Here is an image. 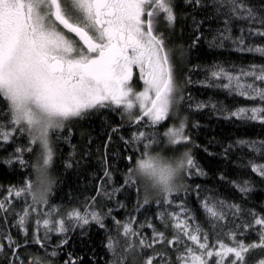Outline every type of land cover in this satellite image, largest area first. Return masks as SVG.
Segmentation results:
<instances>
[{
	"label": "snow or ice",
	"instance_id": "1",
	"mask_svg": "<svg viewBox=\"0 0 264 264\" xmlns=\"http://www.w3.org/2000/svg\"><path fill=\"white\" fill-rule=\"evenodd\" d=\"M185 2L191 3L192 0ZM202 3L203 0H195L197 5ZM214 3L217 11L222 7L227 9L226 14L230 20H244L264 28V10L253 8L245 0H214ZM161 16L169 28L174 25L177 19L174 0H0V98L7 105L6 112H0V115L10 113V124L17 126L20 134L26 133L31 145L39 144L42 149L36 163L32 165L35 181H26L25 187L15 190L16 197L26 194L31 198L32 204L29 207L32 212L41 210L37 205L49 203L48 196L52 186L49 168L53 164L54 155L50 134L63 130L66 122L111 108L121 109V114L127 115L132 124L139 125L146 117L147 127L155 129V126L174 114L173 108L183 97L177 98L179 89L171 50L167 47L164 35L156 31ZM249 34L264 36V31L249 29ZM229 38L222 36V39ZM239 43L244 44L243 36L239 38ZM239 50L264 56V47ZM136 72L144 85L143 90L138 92L134 90L132 83ZM242 77H251L252 82L243 80ZM211 78L226 80V83L218 86L236 95L264 102V87L256 83L259 81L264 84V65L251 66L250 70H242L239 75L230 74L221 68L212 71ZM196 107L202 109L205 104L201 103ZM136 109H139V116L135 115ZM229 116L241 121H258L264 124V105L241 107ZM41 125L42 130L34 134V126ZM3 127L4 124L0 123V128ZM163 135L171 146H178L190 139L185 134L184 121H181L179 127L168 128ZM12 137V132L0 131L3 141L7 142ZM61 138L59 135L56 137L57 140ZM131 140L143 143V153L134 167H129L126 185L137 183L134 178L138 177L137 165L141 168L151 166L157 159L167 161L163 164L162 171L169 174L175 170L188 174L192 168L197 169L195 175L205 174L197 167L188 151L175 160V170L171 166L172 160L165 159L159 153L152 154L150 149L153 145L161 143L155 130L133 132ZM238 143L247 145L264 156V142L259 146L255 141L241 140ZM24 150L28 153L34 151L32 147ZM21 151V147H16V153ZM16 159L21 166H27L24 158L17 156ZM252 172L264 178V164L252 163ZM105 176H110V173L105 171ZM34 184L40 191L39 201L33 191ZM248 184L249 181H244L239 190L244 193L250 191ZM178 190L164 192L163 204H171L170 197ZM104 194L109 198L113 195L107 191ZM149 202L145 198L144 204ZM202 207L211 230H205L200 224L193 225L190 222L193 218L188 214L184 203L180 204L181 213L171 214L175 221L172 227L177 234L168 244H179L181 236L192 242L191 246L185 245L183 252L177 249L178 264H210L212 258H215V264H251V250H264V215L245 212L239 205L224 201L212 203L211 198H206ZM4 210L5 204L0 201V211ZM55 213L56 209L53 207L44 213L42 221L37 220L38 227H42L44 233L42 237L33 238L36 245L46 247L50 233L65 234L70 227L84 228L91 222L99 224L101 228L105 227V217L95 210L85 209L83 213L72 210L67 213L66 219H54ZM181 214L184 218H181ZM29 215L26 207L18 221L22 231ZM246 215L252 217L251 223L246 219L241 224L235 223V218ZM224 221L232 225L227 232L224 231L227 226L222 223ZM116 224L118 229L122 228L124 252L150 249L165 239L164 233L154 232L151 242L140 237L137 245L133 238L138 233L132 224L119 221ZM242 229L255 231L259 242L245 244L238 238L244 235ZM213 235L215 243L210 242ZM221 235L227 236L231 243L221 240ZM8 240L12 255L19 259L16 248L20 245L11 237ZM25 243L28 241L25 240ZM61 243L66 244L67 239ZM119 246V239L109 238L107 247L110 251L115 253ZM2 251L4 249L0 246V252ZM52 255H56V252ZM156 255L163 256L164 253ZM65 264L77 262L70 258ZM111 264H124V258L117 253ZM144 264H154V256L146 258ZM260 264H264V261Z\"/></svg>",
	"mask_w": 264,
	"mask_h": 264
},
{
	"label": "trees",
	"instance_id": "2",
	"mask_svg": "<svg viewBox=\"0 0 264 264\" xmlns=\"http://www.w3.org/2000/svg\"><path fill=\"white\" fill-rule=\"evenodd\" d=\"M245 2L257 10H264V0ZM174 13L177 17L174 25L169 28L161 24L163 29L160 33L171 50L178 99L183 97L170 116L179 119H167L153 129L147 127L144 119L139 125L132 124L127 115L121 114V109H101L84 118L72 119L63 130L51 137L54 155L49 176L52 186L49 203L43 205L41 213L54 207V219H66L67 213L72 210L81 213L85 209L95 210L105 217L104 228L95 222L84 228L70 227L65 234L50 235L46 247H41L34 243L31 222H27L30 234L24 236L18 221L31 202L26 194L16 197L15 190L25 187L26 181H33L32 165L37 160L33 157L38 152H25L27 166H21L13 155L9 156L15 153L16 144L10 142L1 146L4 142L0 138V201L5 204V210L0 211V246L4 249L0 252V264H65L70 258L77 264H111L117 253L124 258V264H144L146 258L153 256L154 264H178L177 249L183 252L185 245H192L183 236L179 244H168L177 234L172 227L175 221L171 214L181 213V203L186 204L188 214L193 218L190 222L202 225L205 230H211L202 207L206 198H211L212 203L224 201L239 205L245 212L264 215V178L252 172V163L264 164V156L238 143L241 140L255 141L259 146L264 142V124L229 116L238 108L262 106L264 102L236 95L218 86L226 80L211 78V72L221 68L239 75L242 70H250L251 66L264 65V56L239 50L264 47V36L249 34V29L264 31V28L244 20H230L227 9L222 7L217 11L214 0H203L199 5L195 4V0L191 3L174 0ZM222 36L230 38L222 39ZM241 36L244 38L243 45L239 43ZM242 79L252 82L251 77ZM256 83L264 87L261 82ZM201 103L205 107L197 109L196 106ZM6 110V102L0 98V112ZM226 116L229 118L226 119ZM8 120V113L0 115V123H7ZM181 121L185 122V134L190 137L189 141L178 146L168 145L164 132L170 122L178 126ZM153 130L158 133L161 143L156 145L152 154L159 153L165 159L176 160L188 151L197 167L205 173L195 175L196 168L190 169L188 174L181 173L183 185L179 181V190L170 197L172 203L169 205L163 204V197L144 189L146 185L139 177H134L137 180L135 185L125 184L129 167H134L143 153L142 142L134 141V146L131 145L132 133ZM57 135L62 138L57 140ZM69 164L72 167H67ZM105 171L110 176H105ZM244 181H249L250 191L246 193L239 190ZM105 191L113 193L112 197L106 196ZM145 198L150 201L147 205L144 204ZM181 218H184L183 214ZM245 219L252 222V217L246 215L235 218V223L241 224ZM116 221L132 224L138 233L133 238L137 245L140 237L151 242L154 232L164 233L165 239L150 249L124 252L122 228L118 229ZM222 223L227 225L225 232L232 227L228 221ZM241 231L244 235L238 238L245 244L259 242L255 231ZM8 237L20 245L16 248L19 259L12 255ZM110 237L120 240L115 253L107 247ZM64 239H67L66 244L61 243ZM220 239L231 243L227 236L221 235ZM210 242L215 243L214 235ZM53 252L56 255H52ZM249 259L251 264H260L264 261V250H251ZM210 264H215V258Z\"/></svg>",
	"mask_w": 264,
	"mask_h": 264
},
{
	"label": "rangeland",
	"instance_id": "3",
	"mask_svg": "<svg viewBox=\"0 0 264 264\" xmlns=\"http://www.w3.org/2000/svg\"><path fill=\"white\" fill-rule=\"evenodd\" d=\"M161 24L162 25H164V26H167V23H166V21H164V19H163V16H161L160 17V21H159V23H158V25H157V29H156V31H158V33H160L161 32V30L163 29L162 27H161ZM161 27V28H160ZM161 34V33H160ZM133 87H134V90L135 91H141V90H143V87H144V85H143V82L139 79V73L138 72H136L135 73V75H134V77H133ZM177 98H178V94H177ZM9 114V120H8V122L7 123H2V124H4V127L3 128H0V131H7V132H12V134H13V136H15V138H10V140L9 141H7V142H5V141H3L4 143H2V145L1 146H3L4 144H9L10 142H14L15 144H16V147H21L22 148V151L20 152V153H14V154H10L9 156H12L13 155V157H14V159L17 157V156H20V157H22V158H24L25 156V150L24 149H26L27 147H32L34 150H37V152H38V154H35V156L33 157V158H36L37 159V157L40 155V153L42 152V149L40 148V146H39V144H36V145H31V143H30V139H29V137L27 136V134L25 133V134H20L18 131H17V126H14V125H11L10 124V113H8ZM135 115H137V116H139L140 115V112H139V109H136L135 110ZM167 119H169V121H170V119H174V120H178L179 119V117H168ZM166 119V120H167ZM144 120L146 121V123H148V121H147V118L145 117L144 118ZM71 121V120H70ZM70 121H68V122H66V124H65V127L68 125V123L70 122ZM164 122V121H163ZM163 122H161V123H163ZM64 127V128H65ZM170 127H179V125L177 126V125H175L174 123L173 124H171V122H170V126L168 127V128H170ZM167 128V129H168ZM167 129H166V131H167ZM61 131V130H60ZM59 131V132H60ZM165 131V132H166ZM52 135H53V133L52 134H50V138L52 137ZM165 138V137H164ZM166 139V138H165ZM1 142V141H0ZM131 143V145L132 146H134V141H131L130 142ZM156 147V145H153V147L150 149V152L152 153L153 151H154V148ZM153 154H155V153H153ZM17 160V159H16ZM33 174H34V176H33V181H35V179H36V175H35V170H34V168H33ZM181 179L182 178H180L179 179V181H180V184H181V186L183 185L182 184V182H181ZM178 185H179V182H178ZM179 187V186H178ZM143 188V187H142ZM105 189V188H104ZM107 189V188H106ZM105 189V190H106ZM144 189H146V187H144ZM143 189V192H145V190ZM158 197H161L162 198V195H157ZM26 197H27V195H26ZM29 199H30V202H31V204H32V200H31V198L29 197ZM30 206V205H29ZM38 209H41L40 211H37V212H32L31 211V208L29 207L28 209H29V213H30V215H29V218L27 219V222H31V224H30V226H31V237L32 238H34V237H42L43 236V233H44V229L42 228V227H38V225H37V220L38 219H40L41 221H42V219L44 218V214H42L41 212H42V210H43V205H37L36 206ZM54 218V217H53ZM60 219V218H59ZM27 222H26V224H27ZM26 224L24 225V231H22L23 232V234H24V236H25V231L27 232L28 231V229H27V226H26ZM174 230V232H176V230L175 229H173ZM30 234V232H27V234ZM52 234H56V232H52V233H50L49 234V238H50V235L52 236Z\"/></svg>",
	"mask_w": 264,
	"mask_h": 264
},
{
	"label": "clouds",
	"instance_id": "4",
	"mask_svg": "<svg viewBox=\"0 0 264 264\" xmlns=\"http://www.w3.org/2000/svg\"><path fill=\"white\" fill-rule=\"evenodd\" d=\"M43 125L37 127L34 126V134H38L42 130ZM42 162V161H41ZM167 161H160L157 159L154 161L151 166L146 165L144 168H141L137 165V176L144 182L146 189L155 195H163L164 192L168 190L178 189V182L181 177V173L176 169V161L172 160L171 166L175 170L171 174L162 171L163 164ZM33 191L37 195V200H40V191H38L37 185L34 184Z\"/></svg>",
	"mask_w": 264,
	"mask_h": 264
}]
</instances>
